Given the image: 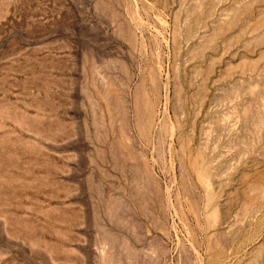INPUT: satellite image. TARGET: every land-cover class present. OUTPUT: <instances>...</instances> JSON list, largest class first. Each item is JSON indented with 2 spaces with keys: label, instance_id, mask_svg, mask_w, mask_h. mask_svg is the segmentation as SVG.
<instances>
[{
  "label": "rangeland",
  "instance_id": "374dc122",
  "mask_svg": "<svg viewBox=\"0 0 264 264\" xmlns=\"http://www.w3.org/2000/svg\"><path fill=\"white\" fill-rule=\"evenodd\" d=\"M0 264H264V0H0Z\"/></svg>",
  "mask_w": 264,
  "mask_h": 264
}]
</instances>
